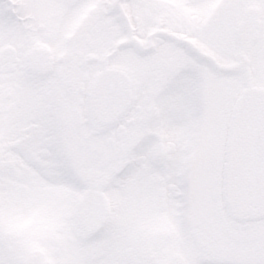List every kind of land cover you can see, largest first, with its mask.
<instances>
[{
  "label": "snow or ice",
  "instance_id": "obj_1",
  "mask_svg": "<svg viewBox=\"0 0 264 264\" xmlns=\"http://www.w3.org/2000/svg\"><path fill=\"white\" fill-rule=\"evenodd\" d=\"M0 264H264V0H0Z\"/></svg>",
  "mask_w": 264,
  "mask_h": 264
}]
</instances>
